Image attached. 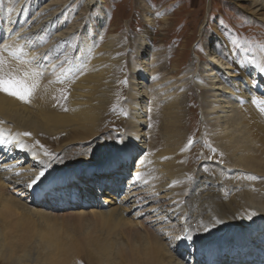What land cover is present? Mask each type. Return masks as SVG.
Here are the masks:
<instances>
[{"label":"rangeland","instance_id":"rangeland-1","mask_svg":"<svg viewBox=\"0 0 264 264\" xmlns=\"http://www.w3.org/2000/svg\"><path fill=\"white\" fill-rule=\"evenodd\" d=\"M69 1L71 2L66 4ZM88 1L68 0L64 3L60 0H0V15H9L10 9L11 14H16V18L24 17L28 19L26 25L35 27L39 26L36 24L41 17L43 22L47 20L39 28L45 33L43 46L58 41L53 49L44 51L45 53H58L54 56L55 62L58 63H55L50 69L52 74L57 73L62 67H66L73 72L76 79H80L83 75H87L93 66L91 61L97 57L93 51L94 48L109 41L113 43L114 49H118L117 52L111 54L112 59L110 58L108 65L105 64L111 68L108 75L103 73L100 78L96 73V79H93V86L96 89L91 86L90 93L95 97V99L92 98V103L98 107L97 110L95 109L96 113L98 112V119L95 122L93 133L86 132L83 130L84 127L81 129L76 125H68L67 128H55L51 134L46 133L45 129H39L31 136L37 142L36 146H40L39 150L44 152L43 155L48 153L44 162L50 165L52 172L59 171L58 169L61 167L66 168L82 162L89 167L79 171V174L87 175L97 182V173L92 176L90 173L101 172L100 191H103V187H105L103 185H106L110 188H104L105 190L114 193L120 192L122 197L131 192L138 194L134 196L133 201H130L131 203L122 200L119 209L116 205H112V208L120 211L123 220L118 222L115 219H110L102 222L103 217L92 214L90 210L95 207L94 204L98 199H102L105 195H99V198L94 190H90L91 192L87 194L83 192L85 197L78 194L74 197L68 195L59 198L51 197L46 201L44 198H40L38 203L32 204L28 203V200L32 198L30 194H25L26 196L22 197L12 195L6 190H0V264H63L64 261H68L69 264H145V262L148 264L145 253L147 252L146 247L149 245L155 247V253L159 251L162 256H167L164 257L165 259L169 258L172 263L200 264V262H190L193 256V242L186 254L180 255L175 251L177 257L170 258L169 254H172L170 249L162 251L161 243L155 239L154 236L157 235L168 247L166 241L168 234L162 231L171 229V227L164 225L160 227V222L150 227L151 223L146 219V215H151L149 212H152L150 211L152 207L157 217L162 216L163 208L167 207L164 204L166 198L161 192H150L144 186L136 187L139 182L129 187L130 180L136 178L132 173H134L138 154L129 156L125 161L122 158H117V163L108 159L122 151L126 140L132 135L131 130H135L137 127V123H134L136 120L134 107L135 104L138 105L140 99L133 93L134 85L131 80H134L133 76L140 77L141 74L140 72L133 73L132 65L136 63V57H139L137 51L144 46L149 48L145 55L148 59L145 68L153 76L144 80L147 105L144 107L146 116L141 118L147 124L145 127L147 140L144 139L146 151L151 153L150 150L154 152L156 150L157 154L164 159L163 161L165 158L167 161H175L171 170L180 180V186L184 188L187 183L190 184V192L197 191L199 186H204L205 190L200 195L204 201L210 198V195L209 197L205 196L208 190L214 192L218 187H221L219 183L213 182V176L209 171L218 166V163L221 164L220 169L223 171L232 168L227 166L226 156L222 155L223 151L218 150L219 142L209 137L215 135L219 129L213 124H209L205 118L208 114L206 111L209 110L212 103L211 95L213 93V90L209 89V79L205 78V74L212 71V77H215L214 81H220L218 82L219 86L228 92L223 93L225 100L231 101L228 103L231 106L228 117L236 118L237 122L241 117L246 116V118L255 119L264 117V112L261 111L264 103L258 104L256 100L257 104L253 103L251 97L246 105L243 104L241 98L232 94L234 93L232 84L234 77L229 76V72L234 76L236 74L241 76L235 79L242 87L253 90L249 93L251 96L252 93L258 92V86L264 87V71L260 70L261 67H264V19L239 7V2H241L239 0H152V4L148 0H94L95 5L87 6ZM242 2L250 4L252 0H243ZM50 5L52 6L50 7ZM43 7H46L47 10L41 14ZM52 11L58 17L56 21L51 19L52 16L49 12ZM38 12L40 16L35 20ZM31 21L33 22L31 23ZM184 26L189 30H186ZM215 28L219 31V36L213 31ZM1 30L4 35L5 26L0 27ZM61 31H64V36L56 38V35ZM39 33L40 31L33 36L25 34L19 37L18 44L21 45L24 40H30L35 46V43L39 42L35 38ZM203 35L208 36L207 42ZM187 36L189 37L186 42L187 46L185 45L183 57L179 53V63L175 60L178 55L175 56L174 53L184 44ZM97 37L100 38L94 42V38ZM224 39L228 42L227 47L224 45ZM9 42H12L10 36L1 39L0 49L9 45ZM62 55L65 56L63 60H61ZM188 59H192V62L188 63ZM210 59L214 62L211 63ZM217 61L222 62L219 64L221 69L218 66L213 67L212 64L218 65ZM86 66H88L87 69H85ZM106 66L102 65L95 71L106 68ZM171 82L175 85L177 94H182L181 104L176 110H172L174 113L171 112L175 124H177L174 133L172 124L167 120L166 108L169 98L163 95L165 94L163 89L170 86L167 83ZM202 82H205L204 85ZM72 86L73 83L63 86L58 92L57 89L54 90V94L49 98L46 95L36 97L35 101L40 106L38 108L53 115L64 116L69 111ZM189 93L190 97H188ZM217 98L223 99L220 96ZM183 100L184 102H182ZM139 105H141L140 102ZM176 114L179 118H175ZM33 117L39 118L38 113L33 114ZM236 129L241 131L238 135L242 139L250 136L248 139L251 140L250 131L245 124L240 123ZM165 131H171L172 135L166 134ZM248 139L245 143L246 148L251 150L258 147L255 140L253 142ZM184 149L187 154L183 151ZM174 150L175 154L167 155ZM179 150H182L181 154L185 155L178 154ZM212 153H214V158ZM183 158L187 161L186 163L183 162ZM122 166H125L124 168L130 166L124 176L119 174V168ZM114 186L115 188H112ZM142 190L144 192L141 193ZM184 191L187 192V189ZM144 194L147 195L148 200H153L146 202L141 199L140 196ZM187 195L188 193L183 195V199L186 198L185 201L188 198ZM182 200L179 204L185 206L182 204L184 201ZM132 206H135V209ZM122 207L125 208L124 212ZM80 211L83 213H79ZM43 213L46 215L43 216ZM188 213L195 214V206ZM141 221L143 228L139 225L131 228V222ZM171 222L174 223L176 237L181 233L184 221L175 219ZM195 225L196 222H193L192 227ZM212 264L221 263L215 261Z\"/></svg>","mask_w":264,"mask_h":264},{"label":"bare ground","instance_id":"bare-ground-1","mask_svg":"<svg viewBox=\"0 0 264 264\" xmlns=\"http://www.w3.org/2000/svg\"><path fill=\"white\" fill-rule=\"evenodd\" d=\"M60 1L66 3L68 0H60ZM239 1H241L239 2L238 5L239 7H243L247 9L249 13L254 14V16L256 15L264 19V0L263 1L252 0L250 4L243 3L242 2L243 0H239ZM70 2L71 1L67 2L66 4H69ZM148 2L151 4L153 3L152 0H148ZM49 4H53V3H49ZM95 4L96 2H94V0H89L87 2V6H92ZM51 6L52 5H50V7ZM46 10L47 8L43 7L41 9V14H44ZM39 12L35 17V20H37L38 17L40 16ZM9 13H10L9 15L6 14L5 16L0 15V27L5 26L4 35L2 34V30L0 31V40L3 38H7L9 36H10V40H12V42H9L10 43L9 45L2 47L0 49V56H2L6 62L4 70L6 72L15 71L16 69H20L21 71L35 70L41 73V75L36 78L37 87L35 88L32 96L28 99V102L22 101L15 96L0 91V190H6L12 195H18V196L20 195L22 197L26 196L25 194H30L32 195V198L28 200L29 204L36 202L38 203V200L43 196L45 201L47 200V198H51V197L59 198L65 195H68L69 197H74L80 194L82 197H85L84 195L85 193L87 194L91 192L90 190L92 191L94 190L99 198H100L99 195H105V196L102 197V199L100 200L98 199V201L94 204L95 207H93V209L90 210V212L92 214L103 217L102 222L110 219H115L116 221L120 222V220H123L124 218L121 217L120 211L115 210V208H112V205H116L119 209L121 204L120 202L122 200H125V202L133 201L134 196L138 193L135 192H131L130 194L126 193L125 197H122L120 195V192L114 193L107 190L100 191L101 183L99 182H100V178H102V175L100 174L101 172L97 171L90 173V176H92L94 173H97L96 181L100 184L99 185L97 182L94 181V179L90 178L89 176L84 174H79V171L89 167L88 165L83 164L82 162H79L73 166L68 165L69 167H66L64 165L66 168L61 167L60 169H58L59 171L52 172L50 165L44 162L46 161L44 160V158H46V156L48 155L45 154H44L45 156L43 155L44 152L42 153L39 150L40 146L39 147L36 146L37 142L34 141V139L31 136L33 132L39 129H43V130L45 129L47 131L46 133L51 134L53 133V130L55 128H64L68 125H76L79 126L81 129H83L84 127L83 130H86V132L93 133L95 122L98 119L97 116L98 112L96 113L97 110L96 108L98 107L95 106L96 104L92 103L93 101L92 98L94 96L91 95L90 93L91 86L95 88L93 86V79L95 78L96 73H98L100 78L103 73L108 75V72L111 70V68L106 66L105 64L108 65V63L110 62L109 61L110 58L112 59L111 54L117 52L118 49H114L112 46L113 43L109 41L101 46H98L97 48H94L93 51H95L94 53L97 57L95 56L96 58H94V60L91 59L93 60L91 61L93 62V66L91 70L88 72V74L83 75L80 79H76L73 72L66 67H62L57 73L52 74L50 72V69L53 68V65L55 63H58L55 62L54 60V56L58 53L57 52L45 53L44 51L49 50L50 48L53 49L58 41L55 43L50 42L48 46L47 45L43 46L45 33H43L39 28H41L47 20L43 22L42 21L43 18L41 17L40 19H38L36 24L39 26L35 27V26L26 25L28 23V19H25L24 17L16 18V14H11L10 9H9ZM49 13L52 16L51 18L52 21H56L58 19L57 15H55V12L52 11ZM33 21H31V23ZM3 22L5 25L3 24ZM10 28L11 30L9 31ZM186 30L189 29L186 28ZM38 31H40V33L35 38L39 40V42L34 41L36 42L35 46L32 44L30 40H24L21 45L18 44L20 42L19 37L25 34H30L31 36H33ZM213 31L215 32V34H217V36L220 35L219 31L216 28L213 29ZM63 32L62 31L59 32L56 35V38L60 36H64ZM203 36H204V40L207 42L208 36L205 35ZM99 38L100 37L94 38V42L97 41ZM188 39L189 37L187 36L186 41L183 39L184 44H182L177 51L175 49L176 52L174 54L175 56L178 55L175 58L177 62H179V53H181V57L184 56L183 52H185L186 49L185 45ZM224 40H225L224 45L227 47L228 42L226 39ZM84 41L87 40L84 39ZM90 49L92 50V48ZM213 49H215V47H213ZM147 51H149V48H147L146 46H144L139 51H137V55H139V57L138 58L136 57L137 61L135 60L136 63L132 65L133 73L140 72L141 74L140 77L133 76L134 80H131V82L134 85V87L132 88L134 91L133 93L135 96H137V98L140 99L139 102L141 103V105H139L138 102V105L135 104L134 107L136 111L135 112L136 120H134V123L135 124L137 123L136 125L137 127L135 126L136 129L131 130L132 135L126 140L125 142L126 144L122 149V151L119 154H114L110 156L108 159L111 161H115L114 163H117V158H122L125 161L129 156L132 157L135 153H137L138 154L137 163L134 168V173H132V175H134L136 178L130 180L129 187L139 182L136 187L144 186L150 192L157 191L163 193L164 197L166 198L164 204L167 207L165 208L162 207L163 210L161 208L163 213L162 216L157 217L156 213L153 212V207H152V209H150V211L152 212H149L151 213V215L149 216L146 215V219L150 221L151 223L150 227L159 222L161 223L160 227H162L163 225L166 227L169 226L171 227V229L162 231L163 233L168 234V237L166 238L168 247L165 246L164 242L159 237H157V235L153 231L154 234L156 235L154 236L156 237L155 239H157L162 245V251L163 249L167 251L170 249V252L172 253L169 254V256L171 255L170 258H176L177 257L176 253L180 255L186 254L187 250L190 249L189 247L190 244L193 242L194 243L193 250L195 252L193 253L192 258L190 259V262L192 263L196 261V262H200V264H209L214 259L219 260L218 258H223L221 264H234V262H237L238 264H242V262L246 264H256V261L258 262V264L263 263L264 261V147H263L264 117H262L261 119H255V118H246L247 117L246 116V117H241L239 119L240 120L239 122H237V119L234 117H228V114H230L229 112L231 109V106H229L228 103L231 101H228L227 99L225 100L223 96V93H228V92H225L224 88H221L219 86L218 82L220 81L218 80L216 82L214 81L215 77L214 78L212 77V71L209 74L208 73L205 74V78L209 79V85H210L209 89L213 90V93L211 95L212 103L209 110L206 111L208 114L207 117L205 118L209 124H213L215 127L219 129L218 132H216L217 134L215 133V135H210L209 137L219 142V145H217L219 146L218 150L223 151L222 155L225 154L226 156L227 166L232 168L223 171L220 169L221 164L218 163V166H216L214 169L209 171L213 176V182L219 183L222 186V188L218 187L217 190L214 192L208 190V193H206L205 196L209 197L210 195V198L202 201L203 197L200 198V195L201 192L205 190L204 186L197 187L196 189L197 191L194 192H190L191 187L190 184L188 183L184 186V188H182V186H180L181 185L180 180L176 178L177 175L173 173L171 170L172 164L175 161L173 160L167 161L166 158L165 161H163L164 159L160 157L161 155L157 154L156 150L155 152L150 150L151 153L146 151V146H145L146 141L144 139L147 140L146 137L147 134L145 133V127H147V124H145L144 122L145 120L141 118L146 116L145 113L146 110L144 107L145 105H147L145 99L146 96H145L144 80L145 79L148 80V78L152 75V74L150 75V73L148 72L149 70L145 68V66L148 64V59L145 56L147 54ZM61 58H62L61 60H63L65 56L62 55ZM211 58L214 59L213 56H211ZM212 59L209 60L211 63L214 62V60ZM21 61H25V63H21ZM188 61H189L188 63H190L192 62V59H188ZM183 63L185 64V62ZM221 63L222 62H218V65L215 64L212 65L213 67L218 66V68L221 69V67H219V64ZM102 65L106 66V68H100L98 71H95L97 68L101 67ZM87 67L88 66H86L85 69H87ZM231 70H235V69H231ZM229 76H231L232 78L234 77V79L232 80V84L234 86V93L232 94H235L234 96L241 98L243 104L248 105L247 104L249 103L248 99H250L251 97L252 100H256L258 104L264 103L263 86H258L257 88L258 92L256 94L252 93L251 96L249 93L252 92L253 90L251 89L247 90L245 87H242L239 82H237L236 79H238L241 76H239L238 74L234 76V74L232 73L230 74V72H229ZM72 83H73L72 86L73 90L72 92H70L71 93L70 102H69L70 106L67 114L60 117L48 112H44L42 108H38L39 105L35 101L36 97H44L45 95L48 98L52 97V95L55 92L54 90L57 89L58 92L59 89L62 88L63 86ZM167 84H169L170 86H168L167 88L165 87V89H163L165 90V94L163 95L169 98L168 100L169 102L167 104L168 107L166 108L167 120L172 124L171 127L174 133L175 125L177 124H175V120L171 112L172 110H176L181 104L180 100L182 94L180 93L177 94V89L174 88L175 85L172 82ZM191 87H192V83H191ZM219 91H220V95H219ZM103 95L105 94L103 93ZM217 96L223 97V99L222 98L219 99L217 98ZM188 97H190V93L188 94ZM133 99L135 100V98ZM206 99L207 98L205 96V102ZM182 102H184V100ZM36 113H38L39 118L33 117V114L35 115ZM178 114L175 115V118H179ZM240 123L245 124L247 129L250 131L249 135H251V140L248 139V137L250 138L248 134H246L248 136L247 138L243 136L244 139H242V137L238 135V133L240 134L241 131L237 130L236 128L239 126ZM141 126L143 127L141 128ZM165 132L166 134L169 133V135H172L171 131L169 132L165 131ZM24 133H30V135H23ZM235 133L237 134L235 135ZM247 139L250 141L255 140L258 143V147L252 148L251 150L246 148L245 143ZM4 141H8V142H4ZM21 144L24 145L23 148L20 147ZM254 147L256 146L254 145ZM183 151H185L186 153L185 149ZM172 153L175 154V150L174 152L172 151L169 152L167 155H171ZM181 153L182 150H179L178 154L185 155ZM213 155L214 153H212V157ZM230 161L231 164H229ZM183 162L186 163L187 161L183 158ZM125 169L126 168H123L119 172V174L124 173ZM248 170H252L254 172ZM177 171L179 172L178 169ZM40 172H43L44 175L40 177V179L35 184H32V186L29 187L28 185L32 182L33 179H35L39 175ZM252 177H255V179H252ZM184 183L185 182L183 181V184ZM185 189H187V192L184 191ZM142 192H144V190H142L141 193ZM187 193H188L187 195L188 198L185 201L186 198L183 199V195ZM140 197L146 202H150L153 200V199L148 200L146 194ZM181 200L183 201L182 204H185V206H181L179 204ZM193 206H195L196 208V213L189 214L188 211H190ZM132 207H134L135 209V206ZM123 209L124 210L122 211L124 212L125 208ZM44 213L43 216L46 215V214L44 215ZM79 213H83V211H80ZM48 217L50 216L48 215ZM175 219L179 221H184L183 225L181 226V233L176 237L174 235L176 232V230H174L173 228L174 223L171 222V220H175ZM193 222H196V225L194 227H192ZM142 223H143L142 221L136 223L131 222L130 223L131 225L130 224L129 225L131 226V228L136 226L138 227V225L143 228ZM190 225L191 228H189ZM145 229H147V226H145ZM154 230L156 229L154 228ZM161 235L162 234L160 233V236ZM146 248H147V252L145 253V255L147 256L148 264H177V263H172L169 260V258H166L168 259L166 260L164 257L167 256H162L158 250H157L158 252L155 253L154 252L155 247H153L152 245H149ZM248 249H250L251 254L249 253ZM152 252H154V254L152 255L151 258H149ZM63 264H69V263L68 261H64ZM145 264L147 263L145 262Z\"/></svg>","mask_w":264,"mask_h":264},{"label":"snow or ice","instance_id":"snow-or-ice-1","mask_svg":"<svg viewBox=\"0 0 264 264\" xmlns=\"http://www.w3.org/2000/svg\"><path fill=\"white\" fill-rule=\"evenodd\" d=\"M5 63L4 58L0 56V91L28 102V99L32 96L37 87L36 78L39 77L41 73L35 70L21 71L20 69L6 72L4 70ZM21 63H25V61H21ZM260 70L264 71V67H261ZM253 103H256V101L253 100ZM261 111L264 112V107L261 108ZM23 135H30V133H24ZM20 147L23 148L24 145L21 144ZM45 155H48V153H45ZM43 175L44 173L40 172L28 186L31 187L32 184H35ZM252 179H255V177H252Z\"/></svg>","mask_w":264,"mask_h":264}]
</instances>
